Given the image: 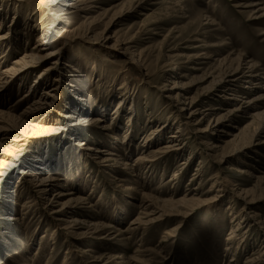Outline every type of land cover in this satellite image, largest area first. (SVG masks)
Instances as JSON below:
<instances>
[{
    "label": "rangeland",
    "instance_id": "rangeland-1",
    "mask_svg": "<svg viewBox=\"0 0 264 264\" xmlns=\"http://www.w3.org/2000/svg\"><path fill=\"white\" fill-rule=\"evenodd\" d=\"M103 1H106V4L101 11L110 5L123 4L126 11L132 9L123 23L115 26L107 36L110 38L106 40L108 46L114 42L115 37L124 39L129 36L128 28L135 33L142 21L149 16L147 19L150 26L146 29V34L143 33L140 37L136 49L145 50L146 61L155 74L144 76L143 71L140 74L136 67L126 65L122 58L109 55L99 44L105 37L94 36L96 40L89 42L92 44L78 40L74 44L60 41L59 46L63 47L57 63L60 66L56 65L54 70L69 78L75 75L79 80V93L86 100L81 109L86 107V110L92 111L90 115L80 114L81 118L90 122L101 115L98 112L104 110L103 125L110 126V129L107 136L99 137L98 135L105 134V131L84 128V131L78 134L80 136L73 137L74 141H71L70 136L63 131V123H59L50 125V130L41 131L32 138L24 151L22 164L34 165V156L41 154L40 165H36L43 168L44 174L37 178H56L60 187H63L58 188L59 191L76 192L72 197L60 198L55 208H61L70 200L85 201L68 205L73 208L74 214L67 219V226L56 232L52 246L49 239L56 230V225L50 219L51 211L47 202L53 195L35 193L32 184L21 181L18 183L19 169L16 168L0 185V262L247 264L253 258H259L261 262L264 259V236L255 222L264 223V132H257L264 122L262 119L250 122L247 119L232 118L223 122L227 126L223 128L224 135L220 142H209L221 147L216 152L220 155L218 158H214L212 154L216 153H212L203 145L205 141L196 139L193 131L191 134L186 132L182 137V143L187 144L184 151L179 157L169 156L164 159L155 172L142 170L143 176L138 175V180L142 178L139 181L142 185L126 181V176H121L118 172H121L120 164L118 167L112 163L99 165L100 160L87 157L82 149L91 146L108 152L106 146L115 143L113 138L117 136L118 140H121L126 127H130L128 144L122 146V151L125 153L123 160L132 164L133 159L140 153V145L146 146L145 139H151L149 134L152 129L168 125L166 137L169 139L180 121L186 120L187 115L183 114V118L175 119L176 110L163 99L164 89L188 83L193 84L190 96H207L225 73L242 61L256 66L259 81L264 84V0ZM0 2L1 6L9 5L21 21L27 19L29 22L24 28L27 36L18 33L21 38L28 39L26 43L23 39L17 50L11 47V43L0 47V55H4V65L20 57L24 46L31 48L34 45L43 22L53 24L55 30V27L73 29L79 21V18H75L68 23L62 21L58 24L53 23L48 15L44 16L43 20L37 4L30 0ZM255 3L259 5L253 6ZM39 4L41 8L44 7L42 3ZM60 5L56 4L51 8L49 15L58 13ZM1 6L0 10L2 8L4 11ZM118 10L119 8L111 11L105 22L118 13ZM8 16L3 18L4 26L10 29L11 20ZM40 19L42 23H39ZM101 31L102 27L97 32ZM93 43L99 46L91 47ZM73 46L76 50L70 53ZM200 55L206 57L202 60L203 64H199V59L195 58ZM169 60L176 64L177 75L172 80L162 77L159 73L162 65ZM66 64L75 66L79 73L71 72ZM34 76L35 74L26 77L22 87L23 81L20 80L21 82H15L0 92V111L14 117L20 115L22 109L38 95L39 89H35L31 82ZM51 78L52 75L50 80ZM50 85L52 83L47 84ZM245 86L246 84L240 85L239 90L245 92ZM27 88L37 91L17 102ZM63 88L64 93L60 97L58 93V98L62 99L61 107L64 106L63 101L70 97L67 87ZM256 93L260 94V91L246 94L239 98V101L233 102L214 99L215 102H211V105L219 110L213 112L212 117L202 121L201 127L212 125L216 120L229 115L236 107L242 105L243 99L254 97ZM229 97L231 96L225 98ZM260 103L259 112L264 110V101ZM118 104H121L119 115L111 116ZM53 115L57 116L55 113ZM231 135H235V138ZM166 141L168 140L160 141L152 149L144 150L159 149ZM149 142L156 143L152 140ZM0 150H3L1 145ZM189 153L192 157L188 167L180 173L176 186L169 189L166 182L178 171L181 162L189 157ZM221 157L224 159L221 160ZM2 160L1 158L0 162ZM200 163L202 178L190 183ZM236 169L245 170L247 175L235 174ZM214 176L217 178L213 179ZM120 180L124 182H118ZM213 181L221 183L222 186L211 188ZM194 188H197L198 192L193 191ZM218 189L219 192H216ZM187 194H190L188 197L193 196L206 202L196 204L192 208L179 205L172 208L169 203L166 206L163 204L169 200L179 202ZM211 196L216 199L214 202H211ZM145 198L153 201V206L159 207L162 212L168 213L172 210L170 213L173 214L152 223L148 222V215L153 211V206H149L150 201ZM9 218L16 220L10 222L7 220ZM75 220L77 224L72 223ZM226 248L230 251H225ZM35 253H38V256L33 258ZM117 256H121V260L112 262ZM96 258H100L97 263L93 262Z\"/></svg>",
    "mask_w": 264,
    "mask_h": 264
},
{
    "label": "bare ground",
    "instance_id": "bare-ground-1",
    "mask_svg": "<svg viewBox=\"0 0 264 264\" xmlns=\"http://www.w3.org/2000/svg\"><path fill=\"white\" fill-rule=\"evenodd\" d=\"M30 1L37 4L36 5L37 9L41 11L43 20H44V16L48 15L51 16L53 23L59 24L62 21H67L68 23L69 21H72L75 18H79V21L76 23L73 29H69V28L61 29L59 27H55L56 29L54 30L53 24L43 22L44 24H42L41 27L39 28L40 30L39 34L35 37L34 45L31 48H27L24 46L21 56L17 57L15 60H13L11 63H8L7 65H4L5 64V61L3 60L4 55H0V92L7 89L8 86L20 80L23 81V82L20 81L22 87V84L24 83V79L33 74H35V76L31 82L35 86V89H39L37 97L33 101H31L30 104L26 105L22 109V112L18 117H14L13 115L10 116L9 113L7 114L5 112L0 111V145L2 146L3 149L2 151L0 150V157L3 159L2 162H0V185H2L7 179V177L12 172H14L16 168H18L19 169V171L17 172L18 183L21 181L24 183H29L30 185L32 184L33 187L32 190L35 193H39L42 195H48V194L53 195L52 199L47 202L48 207L50 208L51 211L50 219L52 220L53 224L55 223L56 225V230L53 231L54 233L50 235L51 238L49 239V242L53 246L55 242L53 237L56 236L55 235L56 232L62 230V227H66L67 223H69L67 219H70L69 216L72 213L74 214L73 208L69 207L68 205L78 202L79 203L84 202L85 199H78L77 201L70 200L68 203L64 204L61 208L56 209L55 206H57L60 198L65 196L72 197L73 195H75L76 192H71L70 190H68L69 192L67 193L65 191H59L58 188H63V187H60L59 181L56 178L50 176L37 178V176H39L40 174L42 173L44 174V171H42L43 168L36 165V164L40 165L41 154L39 155L36 154V156H34L35 159H33L32 161L34 165L33 164L23 165L22 159H23L24 151L28 147V144H30L32 138L38 135V133L41 131L47 129L50 130L49 129L50 125L63 123L64 125L63 131H66L65 134L70 136L69 140L71 141L72 140L74 141V138L76 136H80L78 134L83 132L84 128L105 131V134H99L98 135L99 137L107 136V133L110 129V126L103 125L104 116H105L104 110H101V112L97 111L101 115H98V117L93 118L90 122H88L84 118L83 119L81 118L82 116H80V114L90 115L92 114V111L86 110V107L85 109L83 108L81 109L82 105L86 103V100L83 99V95L79 93L78 90L79 80L75 77V75L72 78H69L68 76L65 77L64 74H61V72L54 70L56 65L60 66L59 64H57L59 61V57L61 56V52L63 51V47L59 46L61 43L60 41L61 40L64 41L65 44H69L70 42L74 44L76 43V40H78L88 44H92L89 42L90 40H96L95 38L96 36L105 37L103 38L104 41H101V43L99 44L101 45L102 49L107 50L109 55H116V57L122 58L126 65H131L136 67L139 70L140 74L143 71L144 76H147L149 74L154 75L155 73L149 67V64L146 61L145 55L147 54H145V50L137 51L136 49L140 42V37L142 36L143 33L146 34V29L150 26V22L147 19L149 16H147L145 20L142 21L139 29L135 31V33H133L131 28H128L127 30L129 36H127L124 39L115 37L114 42L108 46L106 40H109L110 38L108 39L107 36L110 35L111 30L115 26L123 23L124 19L127 18V14L132 10L131 9L129 11H126L125 10L126 7L124 6V4L122 6L110 5L106 10L101 11L104 4H106V1L103 0H30ZM39 2L44 5L43 8H41ZM56 4L59 5L61 4L60 11L54 15H49V12H51L50 9L55 7ZM1 5L2 3L0 2V6ZM258 5L259 4L255 3L253 6H258ZM1 7H3L4 11H2L1 8L0 47L3 44L11 43V47L14 50H17L19 48L20 43H22L23 39L25 43L28 40L27 38L24 37L21 38L18 33L27 36L25 34L24 28L26 25H29V22L27 19L21 21L17 13L11 11L9 5L7 6L3 5ZM118 8H119L118 13H115L107 22H105L108 19L110 12L113 11L114 9L117 10ZM19 9H21V7H19ZM262 11L264 15V7L262 8ZM6 16L9 17V20H11L9 23L10 24L9 26L11 27L10 29L4 26L5 19L3 18H5ZM41 20L42 19H40L39 23H42ZM101 27H102V31L98 33L97 31ZM57 30L59 33L57 32ZM35 32L36 31H34V33ZM91 35L93 36L91 37ZM95 45L99 46L96 43H93V46L91 47H94ZM75 50H76L75 46L71 47L70 53L74 52ZM195 58L199 59L198 61L199 64L202 63V60L206 59V57L203 55H200L199 57H195ZM49 61L50 63H48ZM47 64L48 66H46ZM66 67L69 70H71V72H73L74 74L79 73L78 69L75 66L73 67L69 64H66ZM175 67L176 64H174L172 60H169L167 63H165V65H162V67L159 69L160 71L159 73L162 75V77L172 80L176 78L177 75ZM50 75H52L53 77L51 78V80H50ZM48 83H52V85L47 86ZM242 84H246V86L243 88L245 89V92L239 90L240 85ZM63 86H66L67 89L69 90L67 92H69L70 97L67 99V101H63L64 106L61 107L60 102L62 101V99L58 98V93H59V97L61 96V94L64 93L62 92L64 91ZM192 88H193V84L183 83L181 86H177V87L172 86L168 90L164 89L162 91L163 99L169 105L173 106L174 109L176 110L177 117L175 116V119L183 118L182 116L183 114V115H187V117L185 118L186 120L185 122L180 121V123L178 124V128L174 131L173 135L169 137V139L168 136L166 137V133L169 130V128H167L168 125L164 124L152 129L153 131H151V133L149 134L151 136V139L149 140H152L156 143L152 144L151 142H149V140L145 139L144 144L147 145L146 146L140 145L141 146L139 149L140 153L138 156H136L133 159L134 161L132 164L128 163V161L126 160H123L125 158L124 155L125 153L122 151V146L125 143L128 144L130 127H126V131L124 132L121 140H118L117 136L113 138V141L115 143L106 146L109 150L108 152L103 151L97 147L93 148L91 146H85L82 149L84 154L87 157L93 158L95 160H100V162H98L99 165H103V164L109 165L110 163H112L116 167H118V165L120 164L121 167L119 168L121 172L120 171L118 172L120 173L121 176H126L127 179L126 181L129 180V182L131 183L141 184L139 181L142 178L141 179L139 178L138 180V175L143 176L142 170L146 169L148 170V173L150 171L155 172L156 170H158L157 169L158 165L161 164L164 159L168 158L169 156L179 157L178 155L181 154L184 151V148L187 146V144L184 145V143H182V137L186 132H190L191 134V131H193L194 134H196L197 136L196 137L197 140L205 141L203 145H206L207 148L212 153H216L221 149V147L218 144L211 145L209 144V142L212 140H216L217 143L220 142L219 140L224 135L223 128H226L225 126H227L223 122H228L232 120V118L234 119L237 118L241 120L247 119L250 122L260 119L264 121V110L263 111L260 110L261 112H259L261 105L260 102L264 101V84L259 81V71L256 69V66L251 65L249 62L242 61V63L238 64L237 67L229 69V71L225 73L224 77L219 81V83L215 85V87L211 90V92L207 96L204 97L202 96L200 98L190 96V90ZM34 91L37 90H31L30 88H27L23 96H21L22 98L18 99L17 102H20L23 98L29 97ZM258 91H260V94L256 93L257 95L254 97L243 99V102L241 103L242 105L236 107L231 113H229V115H226L225 117L216 120L212 125L208 124L204 128L201 127L202 121H205L208 118L212 117L213 112L219 110L215 106L211 105V102H215V100L216 101L225 100L228 102L239 101V98H242L244 95L249 93L254 94L255 92ZM226 96H231V97L225 98ZM119 109H121V104L117 105L115 110L112 112L111 116L117 115L119 113L118 112ZM54 113L57 114V116H54L53 115ZM70 122H72L71 125ZM86 126H88V128ZM235 130L237 131V129ZM259 131L264 132V122L260 126V128L257 129V132ZM232 137L234 139L235 135H233ZM163 140H168V141H166L165 145L161 146L159 149H153L150 151L144 150L145 148L152 149L154 145H158L160 141ZM212 155L215 156L214 158H218V156H220L217 155V153ZM191 157L192 155L191 153H189V157L183 162H181L178 171L174 172L173 175L166 182V185L168 186L169 189H173L176 186L179 180L180 173L183 172V170H185L186 167H188L191 161ZM220 159L222 160L224 159V157H221ZM201 170H202V164L200 163L196 169L194 176L190 179V183H194L195 181L200 180L202 178ZM236 173L239 175L246 174L245 170H239V169L235 170V174ZM214 178L217 177L214 176L213 179ZM213 179L211 178L210 181H212ZM78 180L79 179H77V181ZM118 182H124V181L120 180ZM213 182L214 183L212 184L211 188H213V186L217 188L222 186V184L218 183L217 181H213ZM136 189L138 190V188ZM125 190H130V189H125ZM219 190L220 189H218L216 192H219ZM193 191L196 192L197 188H194ZM190 194L183 196L185 198H183L182 200L180 199L179 202L174 203L172 200L169 201L166 200L167 202L164 201L163 204L166 206L167 203H169V205H171L172 208H175L177 205H179L180 207L187 206L188 208H192L196 204L198 205L199 203L206 202V200L200 201L198 198H195L193 196L188 197ZM211 197L212 199L214 198L213 196ZM145 199L150 201V205L148 204L149 206L151 205L153 206V201H151L149 198H145ZM215 200L216 199H213L211 202H214ZM251 201H253V199ZM170 212L168 213L162 212L159 209V207L153 206V211L150 214L148 213L149 214L148 217L150 218L148 222L152 223L164 217H168L170 216V214L171 215L173 214ZM176 213H179V211H176ZM7 220L13 222L16 219L9 218ZM72 223L77 224L78 222L75 220ZM72 223L70 225H72ZM255 225L258 226L259 230H261V233L264 236V223L260 224L255 222ZM47 242L48 241H44V243ZM225 251L229 252L230 249L226 248ZM15 256H17L16 253ZM37 256L38 253H35L33 258H36ZM121 258H122L121 256H117L114 259H112V262L121 260ZM99 260L100 258H96L94 259L93 262L97 263ZM0 264H2V262H0ZM247 264H264V259H262L260 262L259 258L257 259L253 258V260H250Z\"/></svg>",
    "mask_w": 264,
    "mask_h": 264
}]
</instances>
